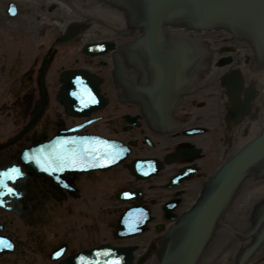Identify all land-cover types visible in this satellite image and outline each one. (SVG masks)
Segmentation results:
<instances>
[{"label":"bare ground","instance_id":"bare-ground-1","mask_svg":"<svg viewBox=\"0 0 264 264\" xmlns=\"http://www.w3.org/2000/svg\"><path fill=\"white\" fill-rule=\"evenodd\" d=\"M13 8L15 14L10 11ZM8 20L9 24L5 25ZM163 25L166 32H183L195 37L211 54L202 74L197 69L195 83L180 95L177 105L172 108L173 118L180 120L182 127L171 132L150 129L142 108L119 96L113 53L119 45L143 37L144 28L131 26L119 30L107 26L83 16L65 0H0V62L10 63L9 70H15L23 61L29 64L31 58L36 59L38 65V68L33 65L19 70L20 76L24 77L20 80V88L8 87L0 77V94L6 95L0 102H7L0 108V139L5 140L0 143V172L18 169L23 174L12 172V175L23 176L19 182L26 174L28 176L22 186H8L13 189L12 194L7 190L1 192L0 208L18 212L19 202L29 199V192L35 195V189L29 183L31 175L29 177L28 169L21 166L20 159L63 137L71 128H78L79 120L88 116L96 121L103 119L94 125L109 123L94 136L110 146L112 157H105L100 163L104 165L99 167H84V171L93 172L78 174L73 183L67 182L65 187L69 191L65 190L64 195L56 191L63 186L39 193L40 208L47 204L41 209L51 214L42 213L41 218L28 223L29 228L26 225V229L13 227L16 237L22 238L23 233L27 240L38 238L40 241L35 243L40 248L42 244L52 246L53 249L46 254L41 251L39 262L43 263L48 257L52 264H159L162 240L170 235L173 223L191 210L208 181L226 162L263 134L264 51L224 29ZM11 63L16 65L11 66ZM2 73L0 71V76ZM31 80L35 83L32 84ZM30 84L35 89L29 94L26 87ZM21 91L22 97L17 99L15 109H10L9 99ZM82 97L85 100H80ZM32 104L31 120L22 123ZM50 107H54L52 111H61L54 119L58 122L48 126L51 128H46L40 136L28 135L30 124L47 113ZM122 112L120 125H112L118 117L116 114ZM213 115L217 116L212 118ZM192 117L196 122L194 127L190 124ZM25 123L26 128L23 127ZM202 124H208V132L214 136L207 145L204 138L198 139L203 132ZM173 135L176 137L174 144ZM153 150L159 151L160 155L154 156ZM196 157V164L204 176L200 183L191 180L198 168L190 166L189 160ZM163 168L166 172L162 173L161 179L165 184L160 187L158 175ZM82 179L89 182L83 183ZM82 183L84 187L81 189ZM189 184H194L195 195L186 194ZM106 187L111 192L113 190L117 203L102 199L103 205H124L120 209H106L103 220L100 215L97 217L98 222H107L101 232L95 231V235L90 233L95 227L88 218L89 212L95 208L91 199L73 201L68 205V197L82 196V191H94L92 196L99 197ZM70 191L76 194L72 195ZM21 195H24L22 199ZM47 195L51 199L45 198ZM8 198L16 204H5ZM115 210L118 219L110 222L115 217ZM65 218L86 227L89 236L82 239L74 234V239L69 237L67 242H62L56 236V228L63 225ZM58 219L59 224L55 222ZM11 236L0 232V240L10 244ZM76 241L87 246L78 247ZM14 248L18 246L9 248L0 244L1 257L21 259L22 255L18 258L11 252ZM34 254L37 256L38 252ZM79 255L84 257L83 262ZM260 258L264 259V253L242 264H257Z\"/></svg>","mask_w":264,"mask_h":264},{"label":"water","instance_id":"water-1","mask_svg":"<svg viewBox=\"0 0 264 264\" xmlns=\"http://www.w3.org/2000/svg\"><path fill=\"white\" fill-rule=\"evenodd\" d=\"M65 1L107 26L144 28L143 37L113 53L114 72L121 99L141 107L153 130L182 127L172 108L211 56L195 37L166 32L163 23L224 29L264 51V0ZM262 253L264 132L226 162L191 210L173 223L162 240L159 264H242Z\"/></svg>","mask_w":264,"mask_h":264},{"label":"flooded vegetation","instance_id":"flooded-vegetation-1","mask_svg":"<svg viewBox=\"0 0 264 264\" xmlns=\"http://www.w3.org/2000/svg\"><path fill=\"white\" fill-rule=\"evenodd\" d=\"M41 57H43V56H41ZM7 64L9 65V63H7L5 60L3 62L2 61L0 62V71L1 72L5 71L6 66H8ZM22 64L23 65L25 64L24 70L26 68L29 69V67L33 66V65H34V67L38 68L36 59H32L31 58V61H30L29 64H27V62L26 63H22ZM51 65H52V63H51ZM0 77H2L4 79L7 78V77H5V73H2ZM23 78L24 77L20 76V75L16 76L14 78L15 79V85L18 84L15 87L21 86L20 80H23ZM49 78H50V76H49ZM30 82L31 83L32 82L35 83L34 80H31ZM46 82L49 83V79H46ZM34 83H32V84H34ZM32 84H30L29 86L26 87L27 91L29 90L28 91L29 94L35 89V86H33ZM23 91H24V89H23ZM19 97H22V91L19 94L14 95V97L10 98L11 100L9 99V101L11 102V103H8V106L10 105V109H13V110L15 109V106L17 105V99ZM29 99H30V97H29ZM3 103H7V102H0V108H1V106H3ZM5 107H7V105H5ZM33 107H34L33 104L30 105V109H28L25 112V115H24V117L22 119V123L25 122L27 119H30L32 117L31 113H32ZM48 110L49 111H47V113H43V115H41L39 119L35 120L34 123L30 124L32 126L28 130V135L32 134V135H39L40 136V134H44L46 128H51V127H48V126H50L54 122H56V123L58 122V120H54V119L56 118L57 115L60 116L61 111H60V113H59L58 110L52 111V110H54V107H50ZM123 114H124L123 112L120 115H119V113H117L116 115L118 117L113 121V123H111L110 120H109V122L112 125H116V124L120 125L118 122H121V120L123 118ZM192 114H193V112L191 113V115ZM208 114L209 113H207L206 115L208 116ZM216 116L217 115H213L212 118H214ZM88 118H89V116L84 118L83 120H79L81 123H79L80 126L78 128H76V127H73V129L71 128L68 132L64 133L63 137H61L59 139H56L54 142H50V144H48V145H43V146L35 149L32 152L31 155H29L26 158L20 159L22 161L21 166L23 165L25 168L28 169V172L30 173L29 177L31 175L32 180L29 181V183L34 187L35 195L32 194L33 192H29L28 195H30V198L27 199V200L25 199V201H23V202H19V207H17V209L20 212L19 211L18 212L11 211L9 208L6 209V210L0 208V232H2L3 235H10V236L13 235V236H11L13 238V240L11 241V245L12 246L16 245V246H18V248L17 249L14 248V250L11 251V252H14L15 256H17V257L19 255H22L21 259L18 257L19 260H17V259H3V257H1L3 255H0V264H52V262H48V257L44 259L43 263L39 262L40 258H41V251L44 252V254H46V253L49 252V250L53 249L50 244H42V248H40L39 245L35 243L36 241L39 240L38 238H36V240H34L35 237H31L29 240H27V239L24 238V236H23L24 234L23 233H21V237L22 238L16 237V234H14L15 231L13 230V227L14 228L16 227V229H18V230H19V228L26 229L25 228V225H26L27 228H29L28 223L30 221L37 220V219L41 218L42 213L43 214L44 213H50L51 214V212H48L47 210L44 211V210L41 209V208H45L47 206V204H42V206L40 208V202H39L40 201L39 200V196L40 195H39V193L51 192V189L53 187H56V188L59 187L60 188V187L63 186L64 190L60 188L59 190H56V191H58L61 195H64L63 192H65V190L67 189L65 187L68 184L67 182H72L73 183V178L79 176L80 174L87 173V172H93V171L89 170L88 168H86V169L89 170V171H84L85 170L84 167H89V168H92V169L95 168V167H91L92 166L91 163H86L84 167H70L69 165L59 163V162H57L55 160L53 162H49L47 165L42 163V162H40V160H38V158L45 157V155H52L57 149H60L61 146H59V143L56 142V141H59L62 138H69V139L70 138H75V139H77L79 141H89L93 137H95L94 135H97V133H96L97 130H102L103 129L102 126L109 125V123H107V122H102V123H105V124H100L99 123L98 125H94L95 123H97L99 121L100 122L103 121V119H98V121H96V119H93V118H89L88 119ZM190 119H191V121H190L191 123L190 124L194 127V125L196 124V122L194 120V117H192ZM37 122H40V125H37ZM27 123H25L23 127L26 128ZM214 123L216 124L217 122H214ZM79 124H77V125H79ZM202 126L203 127H201V128H203V132H200V134L198 136V139H200L199 137L204 138L205 139V143L204 144L207 145L213 139L214 136L212 137V132H208V129H209L208 124H206V125L202 124ZM217 127H219V125H217ZM208 133H210L211 135L208 134ZM53 136L54 135H52L51 138ZM55 136H56V134H55ZM216 138L217 137H215V139ZM25 139L27 140V138H25ZM175 139H176V137L173 135L172 144H174V140ZM4 142H5L4 139H2V140L0 139V143H4ZM20 143H23V140H21ZM20 143H18V147H19ZM55 147H57V148L54 149ZM206 152H208V150ZM217 152L218 151H216L215 153H217ZM152 154L154 156H159L160 152L156 151V150H153ZM56 156H57V154H55L53 157L56 158ZM197 159H198L197 157L195 159H190L189 160L190 161V166H192L194 168L197 166V168H198L199 164H196ZM163 172H166V168H163V170H161L159 172V175H158V178H160L159 183H158V184H160V187H162L165 184L164 180L161 179V177L163 175L162 174ZM0 173H8L9 176L12 177L11 179H9L8 176H5L3 178L4 181H5V184L7 186H10V187H13V186L17 187L18 184H20V186H22L21 183L24 180H26L27 177H28L27 174H26L25 179L22 182L21 181L19 182V179H21V177H23V176H19V177L13 176L11 170L10 171H1ZM74 174H77V175H74ZM195 174L196 175L194 177H192L191 180H194V182L200 183L202 181V177H204L202 175L203 174L202 171L199 170V168H198L196 170ZM128 177H129V175H128ZM130 179L132 181V177ZM82 182L85 183V182H89V181L87 179H82ZM83 183L80 185L81 189H82V187H84ZM10 184H13V186H11ZM193 185L194 184H189L188 185L189 188L186 189V194L187 193H191V194L195 195L194 194L195 191L192 188ZM0 190H1V188H0ZM73 190H75V189L73 188ZM4 191H6V189ZM66 191H69V190H66ZM70 192H72V191H70ZM112 192H113V190H112ZM112 192H111V189H107V187H106L105 190L102 191L101 196H99V197L96 196V195L92 196L93 194H91V193H94V191H92L90 193L82 191V193H83L82 196H78L76 194V192H74V193L72 192V195H75V194L76 195L68 197V201H69L68 205H71L73 201L81 200L83 202H86L89 199H91V202L95 206V208H93L94 212L93 211L89 212L88 218H90V220H91V222H92V224H93V226L95 228H93V232L90 231V233H92V234L94 233L96 235V232H98V233L101 232V230L103 228L102 226H104L106 224L107 221H105V220L103 222H98L97 217L101 216V218H102L103 215H105L104 212H107L106 209H109V207H114V206L108 205L107 203L105 205H103V203L101 201L102 199L110 200L111 203L112 202L117 203V200H114V194H112ZM49 195H47L45 198L51 199ZM23 196L24 195H21V198H20V196L18 198L22 199ZM88 196H90V197H88ZM53 197H54V195H53ZM5 204H7L9 206L10 205L14 206V204H16V203H11L10 198H8L7 201L5 202ZM34 204H36V205H34ZM123 205H119L118 204L117 207H114V208H119L120 209V208L123 207ZM55 208L57 209V211L60 210V212H61V209L59 207L55 206ZM119 209H118V212H119ZM7 210H10V211H7ZM118 212H117V210H115L113 212V213H115V217H112L109 220L110 222L117 221ZM103 219L104 218H102V220ZM64 220L66 222L63 221L64 222L63 225H57V228H56V233H57L56 236L62 242H67L69 237H72V239H74V237H73L74 234L79 235L82 239L85 238V236L86 237L89 236V234H88L89 230H86L85 229L86 227L85 228H84V226L82 227L77 222L68 221V218L67 219L65 218ZM59 221H60V219L56 220L55 222H57V224H59ZM88 223H90V221H88ZM97 226H98V228H97ZM19 232H22V231H19ZM25 232H27V230ZM38 232H40V230H38ZM32 233H34L33 230H31V235H33ZM46 233L48 235H50L47 231H46ZM26 236H28V235H26ZM99 236H101V235H99ZM104 236L105 235H102V237H104ZM28 241L29 242L31 241V243H28ZM96 241H98V240H96ZM76 242H77V246L78 247H86L87 246L86 243H82L81 242V244H82L81 245L79 241H76ZM25 244H28V246L27 247L23 246ZM33 244H35V246ZM8 251H9V249H8ZM35 251L38 252L37 256L34 254ZM21 260H22V262H20ZM258 261L259 262L257 264H264V259L263 258H260Z\"/></svg>","mask_w":264,"mask_h":264},{"label":"rangeland","instance_id":"rangeland-1","mask_svg":"<svg viewBox=\"0 0 264 264\" xmlns=\"http://www.w3.org/2000/svg\"><path fill=\"white\" fill-rule=\"evenodd\" d=\"M9 24V20L5 23V25H8ZM12 24V22L10 23V25ZM12 26V25H11ZM10 27V26H9ZM24 63H26V61H24ZM15 64V63H14ZM13 65V63H11V66ZM16 65V64H15ZM10 63H9V66H6V69H5V72H3V73H5V77H7V78H2V79H4V81H5V83H7V86L9 87V86H13V87H15V86H17V85H15V77L16 76H19L21 73L19 72V70H24V67H25V64L23 65V64H21V65H16V69L15 70H12L11 69V71L9 70L10 68ZM7 88V87H6ZM16 88V87H15ZM9 89V88H8ZM0 100L3 98V96H2V94H0Z\"/></svg>","mask_w":264,"mask_h":264},{"label":"snow or ice","instance_id":"snow-or-ice-1","mask_svg":"<svg viewBox=\"0 0 264 264\" xmlns=\"http://www.w3.org/2000/svg\"><path fill=\"white\" fill-rule=\"evenodd\" d=\"M10 11H11L13 14H15V9H14V8H13V9H10ZM74 95H75V93H74ZM11 171L14 172V173H17L18 175H22V173H20L18 169H15V168H14V169H12ZM5 176H8L9 179L12 178L11 176H9L8 173H0V188H5L9 194H12V193H13V189L10 188V187H8V186L5 184V181H4V179H3ZM0 244H4L6 247H9V248L12 246L10 243H7V242H5V241H3V240H0ZM59 255H60V254L57 253V256H59Z\"/></svg>","mask_w":264,"mask_h":264}]
</instances>
